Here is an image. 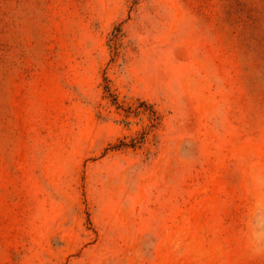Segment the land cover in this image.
I'll use <instances>...</instances> for the list:
<instances>
[{"label":"rangeland","instance_id":"1","mask_svg":"<svg viewBox=\"0 0 264 264\" xmlns=\"http://www.w3.org/2000/svg\"><path fill=\"white\" fill-rule=\"evenodd\" d=\"M0 264H264V0H0Z\"/></svg>","mask_w":264,"mask_h":264}]
</instances>
